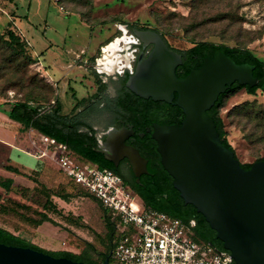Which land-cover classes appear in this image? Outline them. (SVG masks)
<instances>
[{
    "label": "rangeland",
    "instance_id": "374dc122",
    "mask_svg": "<svg viewBox=\"0 0 264 264\" xmlns=\"http://www.w3.org/2000/svg\"><path fill=\"white\" fill-rule=\"evenodd\" d=\"M188 9L187 0H0V32L12 29L28 41L36 57L28 74L38 75L36 78L41 79L45 86H51V96L61 103L63 112L69 113L76 105L72 114L85 115V119L100 129L111 120L104 109L107 99L116 96L124 81L114 72H99L101 66L97 58L102 57L104 62L107 60L104 46L121 37L125 25L137 23L158 27V13L173 10L186 15ZM241 11L246 28L254 29L263 24L264 3L241 0ZM162 25L170 28L167 40L174 48L183 50L192 45V41L177 28V23ZM204 39L235 44L232 40L225 41L214 35ZM123 44L121 42L120 47ZM246 45L264 61V31L259 38ZM98 80L105 82L106 86L97 97L90 98L98 91ZM2 83L3 79H0V87ZM11 84L8 83L0 94V103L7 101L0 107L2 112L9 108V101L21 98L27 90L25 86L14 88ZM84 97L90 100L78 104L79 99ZM42 105V110H48L53 100ZM238 110L242 113L264 110V89H257L255 94H248L243 88L237 89L224 96L219 109L227 139L237 158L242 163L253 162L264 156V139L254 140L251 137L252 125L238 115ZM14 129L6 126L4 135L11 138ZM39 137L40 134L33 131L29 137L30 146L23 150L34 151L35 146L43 147ZM50 151L51 147L47 150L48 154L42 157L44 159L34 158L29 153L21 154L24 163H20L26 168L40 164L36 173L30 169L24 170L26 175H22L6 168L5 165L9 164L8 148L0 145V178L12 179V182L5 181L4 185H0V225L44 249L66 250L75 254L84 250L91 259L100 263V253L106 250V243L109 242L104 210L93 195L54 166ZM72 158L79 160L74 154ZM5 186H9L7 191ZM42 187L51 193L65 192L71 196L64 200L52 194L59 211L48 212L53 221H43L36 226L25 217L37 218L42 211ZM118 235L115 231L114 237ZM87 241L93 246H87ZM110 261L114 263L113 255Z\"/></svg>",
    "mask_w": 264,
    "mask_h": 264
},
{
    "label": "water",
    "instance_id": "95a60500",
    "mask_svg": "<svg viewBox=\"0 0 264 264\" xmlns=\"http://www.w3.org/2000/svg\"><path fill=\"white\" fill-rule=\"evenodd\" d=\"M132 34L142 45L152 46L137 56L125 86L140 97L173 103L183 111L180 124L153 122L151 131L173 186L184 203L192 204L205 217L235 264H264V159L244 168L234 151L222 143L206 112L234 82L256 85L259 78L253 75L254 64L238 63L217 51L178 76L176 67L182 63V54L169 47L159 31L134 28ZM117 131L116 136L109 132L106 141L113 139L132 165L142 168L136 175L145 172L146 160L135 147L124 143L126 134ZM110 255L103 264H110ZM0 264L87 263L0 242Z\"/></svg>",
    "mask_w": 264,
    "mask_h": 264
},
{
    "label": "trees",
    "instance_id": "16d2710c",
    "mask_svg": "<svg viewBox=\"0 0 264 264\" xmlns=\"http://www.w3.org/2000/svg\"><path fill=\"white\" fill-rule=\"evenodd\" d=\"M256 1L264 3V0ZM187 2L189 9L186 15L177 13L173 10H169L168 12L162 14L158 13L156 15V22L160 23V28L159 26L154 27L150 25H138L137 23H131L128 24V26L155 29L160 32L168 46L174 48L167 40V34L169 33L170 28H167L162 24L172 26L177 23V28H180L184 32V36L192 41V45L186 49L179 50L174 48L182 54V63L176 67V73L178 76L185 75L192 67L199 66L204 56H212L217 51L225 52L238 63L249 62L254 64L253 75L259 78V82L256 85H241L238 82H234L224 92L220 93L214 104L206 110L207 114L215 123L216 130L222 143L226 147L233 150L235 157H237L233 146L227 139V131L224 128V122L219 114V109L223 104L224 96L235 92L237 89L243 88L248 94H255L257 89H264V61L256 56L246 45L248 42L259 38L262 35L264 31V22L258 28H246L244 26V14L241 11V0H187ZM211 35L218 36L220 39L225 41L232 40L235 44L230 45L223 42H215L204 39L205 37ZM35 61L36 57L33 54V50L31 49L28 41L24 39L21 34L12 29L0 32V79H3L2 86L0 87V94L4 92L8 83H12L11 86L14 88H22L23 86L27 88L21 98L9 101V108L5 109L7 116L10 119L19 122L22 130L32 128L37 133L46 134L54 137L58 141L65 142L72 153L76 155L77 159L91 162L98 167H107L120 174L119 171L98 157L92 147L84 149V135L76 132V125L78 124V121L76 120V116L72 114L73 110L76 109V105L71 108L69 113L62 111L61 103L57 101L56 98L53 99L51 96V86H45L44 83L41 82V79L40 81L36 78L38 75L34 73L28 74L30 65H32ZM105 86V82L98 80V91L93 93L90 98L97 97L98 93L103 91ZM72 96L74 97L75 94L73 93ZM90 98H81L79 99L78 104L84 103V101H89ZM51 99L53 100V105L48 110H42V104L44 102H50ZM2 103H0V107ZM130 103H133L134 106H129ZM111 105L114 106L115 110H124L127 113L139 112L142 116L152 110L157 111L158 109H165L168 113L163 116V121H176L179 116L183 117L182 109L176 104L168 103L163 100H152L150 97H140L132 93L125 85L119 91L118 95L107 99L106 106L109 107ZM237 112L242 119L244 118L246 121L251 123V137H253L254 140L264 139V110H259L255 113L247 111L246 113H242L241 110H238ZM82 123L84 122L82 121ZM88 127L91 128L90 125H88ZM259 159H264V156L256 158L255 160ZM240 163L244 168H248L252 162ZM5 166L13 172L26 175L24 172L20 171L17 167L12 166L11 164H7ZM162 170L163 173L170 178L167 171L165 169ZM34 172L36 173L37 171ZM5 181L12 182V179L0 178V185H4ZM8 187L9 186H5L6 191ZM42 188L44 191V200L40 204L42 211L39 212V216L37 218L25 217L27 221L36 226L40 225L43 221H53V219L48 215V212L59 211L57 203L52 198V194L55 193V195L60 196L64 200H68L71 196L70 193H58L53 191L51 193L46 191L45 187ZM172 188L175 190L176 195L170 197V203L156 204L146 196H144V201H141L146 206L164 211L169 215L181 218L182 220H188L191 217L195 218V238L210 242L217 248L224 249L222 241L216 236L215 230L209 226L205 217L198 212L192 204L187 203V205H185L178 190L173 186ZM102 209L104 210L105 224L108 227L110 244L107 245L105 251L100 253V263L91 259L84 250L75 254L66 250L52 251L44 249L38 245L30 243L25 238L12 233L10 230L1 225L0 242L13 245L30 246L55 256H66L73 260H82L87 264H103L105 256L110 253L112 248V239H115V237L112 234L114 232V227L110 221L109 214L106 209L103 207ZM86 244L89 247L93 246L88 241ZM110 264H112L111 261ZM231 264H235V262L232 261Z\"/></svg>",
    "mask_w": 264,
    "mask_h": 264
},
{
    "label": "built area",
    "instance_id": "2783aa9c",
    "mask_svg": "<svg viewBox=\"0 0 264 264\" xmlns=\"http://www.w3.org/2000/svg\"><path fill=\"white\" fill-rule=\"evenodd\" d=\"M101 58H97L99 72L111 73L102 69ZM39 141L43 147L35 146L34 151H28L31 155L46 156L51 147L50 156L60 171L111 211L109 218L114 233L119 234L110 251L113 264H229L232 261L225 248L195 238V218L182 220L146 206L112 169L74 160L68 145L52 136L41 133Z\"/></svg>",
    "mask_w": 264,
    "mask_h": 264
},
{
    "label": "flooded vegetation",
    "instance_id": "af4514ba",
    "mask_svg": "<svg viewBox=\"0 0 264 264\" xmlns=\"http://www.w3.org/2000/svg\"><path fill=\"white\" fill-rule=\"evenodd\" d=\"M124 28L126 29L125 34H128L129 31H131L132 34L133 29L137 27H129L125 25ZM132 35L130 36L132 37ZM134 39L135 41L124 43L121 49H119L120 52L118 51L121 61L123 60L126 62V65L121 66L120 68L113 67L111 70L112 73L114 72L124 79L123 85L121 84L116 95H118L119 91L125 85L126 77L131 70H133L134 61L137 56L141 53L146 54L152 46L151 44L142 45L136 37H134ZM105 64L108 66V70H110L107 60L105 61ZM129 106H134V104L130 103ZM104 109L111 120L100 129L85 119L84 114V117H82V115L76 116V120L78 121L76 132L84 135V149L92 147L98 157L119 171L125 184L140 200L144 201V196H146L156 204L170 203V197L175 196L176 193L172 188V177L169 175V178L163 173L162 169L164 168L160 162V154L156 148L157 144L155 139L151 136V131L153 130L152 124L153 122L180 124L183 117L179 116L176 121H163V116L168 113L165 109H158L157 111L152 110L143 116L140 115L139 112H136V114L127 113L124 110L119 109L115 110L112 105L109 107L106 106ZM82 121L84 123H82ZM88 125H90L91 128H89ZM117 130H122L124 135L126 134L124 143L127 146L135 147L140 155L146 160L145 172L143 171L140 172L139 175H136L135 172L141 171L142 168L137 165L133 166L129 158L122 154L123 150L119 149L113 143V139L106 141L108 133L111 132L113 136H116L118 134ZM185 205H187V203H185ZM112 234L114 236V232ZM113 239L111 244L112 248ZM109 244V242L106 243V245ZM232 261L229 264H231Z\"/></svg>",
    "mask_w": 264,
    "mask_h": 264
},
{
    "label": "crops",
    "instance_id": "0c3cea01",
    "mask_svg": "<svg viewBox=\"0 0 264 264\" xmlns=\"http://www.w3.org/2000/svg\"><path fill=\"white\" fill-rule=\"evenodd\" d=\"M6 126L15 128L14 131H12L13 134H12L11 138H8L4 135L3 130H4V128H6ZM0 128L2 129V130L0 129L1 130L0 131V145L8 148L7 158H9V161H8L9 164L17 167L22 172H24V170L27 171L30 169H32V170L34 169L35 171H38V167L40 165L39 163H37L35 165V167L28 169L24 166V164H22L24 162L21 159V154L22 155H29L30 154L28 151H31V150L25 151L23 149H24V147H27L28 145L30 146L29 137L31 136V134L34 130L32 128H29L27 130H22L21 124L19 122L10 119L7 116V114L5 112H2V111H0ZM39 134H41V133H39ZM27 153H29V154H27ZM33 157L37 158V159H44L42 157H37V156H33ZM47 160L50 161L49 158H47ZM20 161L22 163H20ZM54 166H56L59 169V167L57 166L56 163L54 164ZM16 174H19V173H16Z\"/></svg>",
    "mask_w": 264,
    "mask_h": 264
},
{
    "label": "bare ground",
    "instance_id": "6f19581e",
    "mask_svg": "<svg viewBox=\"0 0 264 264\" xmlns=\"http://www.w3.org/2000/svg\"><path fill=\"white\" fill-rule=\"evenodd\" d=\"M123 30V35L121 37L116 38L115 40H112L111 42H109L107 45L104 46V54H106V58H107V62L109 63V69L108 70V66L105 64L104 62V67L102 68L103 70H106L108 72H111L113 67H118L120 68L121 66H125L126 62H124L123 60L121 61V57L120 55L117 53L119 51V49H121L120 44L123 41L124 43H128V42H132L135 41L134 38H132L131 36H128V34L126 32V29L124 28V26L122 27ZM122 62V63H121Z\"/></svg>",
    "mask_w": 264,
    "mask_h": 264
}]
</instances>
